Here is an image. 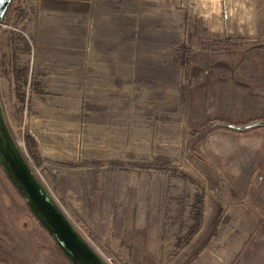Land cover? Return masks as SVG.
<instances>
[{"label": "rangeland", "instance_id": "1", "mask_svg": "<svg viewBox=\"0 0 264 264\" xmlns=\"http://www.w3.org/2000/svg\"><path fill=\"white\" fill-rule=\"evenodd\" d=\"M2 21L8 126L99 254L264 264V126L223 124L264 119V0H12ZM7 177L0 264H72Z\"/></svg>", "mask_w": 264, "mask_h": 264}, {"label": "water", "instance_id": "2", "mask_svg": "<svg viewBox=\"0 0 264 264\" xmlns=\"http://www.w3.org/2000/svg\"><path fill=\"white\" fill-rule=\"evenodd\" d=\"M12 0H0V28ZM244 130L264 126V119L249 124L223 123ZM0 93V166L26 200L32 213L52 235L72 264H110L76 228L59 203L37 177L8 126Z\"/></svg>", "mask_w": 264, "mask_h": 264}, {"label": "trees", "instance_id": "3", "mask_svg": "<svg viewBox=\"0 0 264 264\" xmlns=\"http://www.w3.org/2000/svg\"><path fill=\"white\" fill-rule=\"evenodd\" d=\"M19 77H20V78H23V76H22V75H19ZM199 222H201V219L199 220ZM199 222H198V223H199Z\"/></svg>", "mask_w": 264, "mask_h": 264}, {"label": "built area", "instance_id": "4", "mask_svg": "<svg viewBox=\"0 0 264 264\" xmlns=\"http://www.w3.org/2000/svg\"><path fill=\"white\" fill-rule=\"evenodd\" d=\"M259 178L262 179L263 178V175H260Z\"/></svg>", "mask_w": 264, "mask_h": 264}, {"label": "crops", "instance_id": "5", "mask_svg": "<svg viewBox=\"0 0 264 264\" xmlns=\"http://www.w3.org/2000/svg\"><path fill=\"white\" fill-rule=\"evenodd\" d=\"M262 196H263V194H262ZM264 197V196H263Z\"/></svg>", "mask_w": 264, "mask_h": 264}]
</instances>
